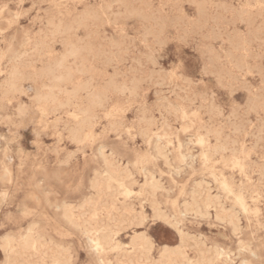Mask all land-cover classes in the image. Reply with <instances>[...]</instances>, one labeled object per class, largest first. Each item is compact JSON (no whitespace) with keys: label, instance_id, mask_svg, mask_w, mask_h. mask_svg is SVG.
Wrapping results in <instances>:
<instances>
[{"label":"rangeland","instance_id":"rangeland-1","mask_svg":"<svg viewBox=\"0 0 264 264\" xmlns=\"http://www.w3.org/2000/svg\"><path fill=\"white\" fill-rule=\"evenodd\" d=\"M119 1L0 0V47L2 49L8 45H12L17 51L27 49L28 57L32 56L36 49L45 53L51 51V59L63 58L73 45L91 50L90 53L83 52L86 59L84 64L80 60L69 59L68 66L78 73L76 72L73 83L66 87L67 93L59 96L64 102L61 108L55 109L52 105L45 104L43 106L46 112L44 115L41 114L42 106L40 107L36 94L42 84H51L45 79L37 80L28 77L23 82L22 92L13 94L9 100L3 99L0 93V147L8 148L7 158H3V154L0 153V174L5 165L11 171V181L2 182L0 180V264H51L49 258L41 255L32 256V252L25 250L21 245L32 222H36V230L45 236L46 246L50 249L48 254H53L59 248L65 249L69 258L67 264H104L103 259L106 264H116L125 250H131L132 242L142 236L147 237L153 243L154 249L151 255L157 262L160 260L163 247L168 246L175 249L180 245L178 229L188 235L186 252L191 258L195 256L191 246L198 241L204 242L205 248L218 249L223 253L214 264H264V90H262L264 89V72H262L264 71V50H262L264 49V26H262L264 25V0H121V3ZM123 1L126 3L124 4ZM250 1L253 2L251 6L248 5ZM131 8L134 11H131ZM223 8L228 11L226 12ZM103 9H106L107 13ZM241 9L247 10L243 12ZM119 13L121 15L124 13V15L119 18ZM220 16H222L221 19ZM125 17L127 20L129 18L134 21H126ZM92 18L94 20L97 18V21ZM212 18L217 20L214 22ZM88 19L92 20L87 21ZM120 19L125 20L128 25ZM248 21L249 26L246 25ZM208 22H210L209 25ZM229 23L232 24L229 26ZM206 24L208 26H205ZM225 24L228 25L224 26ZM253 24H256L254 28H252ZM158 26H161L162 31L158 29ZM250 26H252L251 30ZM256 27L257 29L262 28L254 32L257 30ZM224 29L227 30L224 31ZM201 30L204 34H200ZM196 31L198 33H195ZM121 34L124 35L123 38ZM229 34L231 37H228ZM245 34L248 35L245 37ZM260 34H263V37ZM203 36L206 40L202 39ZM123 39H125L124 42ZM28 40L30 44L23 46ZM261 42L263 45L260 44ZM200 43L202 47L198 45ZM111 45L116 49L112 50ZM245 48L248 50L251 48V51L244 52ZM213 49L215 52H212ZM235 49H239L240 52ZM226 50L231 51L229 53L225 52ZM154 52L156 54L152 57ZM151 58L153 61H150ZM207 60L210 62L208 63ZM212 60L217 62L214 63ZM226 62L229 63L225 65ZM241 62L246 70L241 66ZM2 63L4 65V62ZM46 63L45 58L44 62L38 63L37 70L43 69ZM238 63L241 65L239 66ZM239 67L242 71L240 69L238 71ZM257 67L261 71L256 69ZM79 70L83 71L79 72ZM153 70L155 74L158 72L157 74L161 75H155ZM232 73L235 75L232 76ZM5 77L6 75L0 76V83L5 80ZM48 90L47 87L42 88V91ZM72 95L76 98L72 100L71 106H68L65 103ZM98 99L102 101L100 105L97 103ZM247 100H251L250 104L246 103ZM247 108L251 109L247 111ZM88 109L94 117L91 127L95 137L94 140L82 144L77 143L71 135V131L77 127V121L72 117V113L74 110ZM181 110L188 112L189 118L183 120ZM111 112L118 114L116 113L115 117L108 116ZM232 124L236 125V128ZM163 129L171 131L168 136L171 144H167L166 148L167 163L164 158L157 155L146 137V132H160ZM206 129L221 133L223 142H226L229 147L224 153L226 159H231L242 148L249 154L247 159L243 154L238 155L247 163V175L245 176L238 168H233L231 163L218 162L214 170L217 174L223 172L237 185L243 184L250 192L256 191L253 195L260 194L257 204H254L250 198L247 199L249 212H244L236 206L239 221L236 231L231 224L214 217V209L210 210V216H205L206 218L196 216L193 212L181 214L184 199L188 198L185 192H189L196 183L202 180L209 184L213 195L219 194L223 198L226 197L210 171H202L203 164L198 156L200 146L196 143V134H205ZM210 138L214 143V138ZM165 141L167 140H162V145L166 143ZM179 142L182 144L180 148ZM100 147H104L103 151L107 156L115 158L122 168H126L132 174V179L135 181L132 188L134 194L126 201L128 205L134 207L137 214L144 215L142 223L130 222L124 216L117 214H114L112 221L106 222L108 230L113 231L118 248L108 250L101 256V259L87 235L80 229L69 225L52 206L54 203L63 201L77 204L90 193V181L97 172L104 168ZM180 153L187 156L185 161L181 160ZM55 173L58 177H55ZM149 174H153L159 184L154 199L157 207L170 216V221L178 229L156 218L149 189L145 194L141 193L140 187L145 185ZM39 179H46V181H42L41 188L38 190L34 184ZM118 199L121 202L124 201L122 195H119ZM256 209L258 214H255ZM6 239L14 243L11 251H5L3 248Z\"/></svg>","mask_w":264,"mask_h":264},{"label":"bare ground","instance_id":"bare-ground-1","mask_svg":"<svg viewBox=\"0 0 264 264\" xmlns=\"http://www.w3.org/2000/svg\"><path fill=\"white\" fill-rule=\"evenodd\" d=\"M121 1V0H120ZM119 1V2H120ZM125 1V0H124ZM123 1V2H124ZM128 1V0H127ZM131 1V0H130ZM135 1V0H134ZM134 1H133V4H134ZM138 1V0H136ZM140 1V0H139ZM145 1V0H144ZM143 1V2H144ZM193 1V0H192ZM206 1V0H205ZM257 1V0H256ZM261 1V0H260ZM62 2V0H61ZM118 2V1H116ZM115 2V3H116ZM142 2V1H141ZM140 2V3H141ZM187 2V1H186ZM189 2V1H188ZM248 2V1H247ZM251 2V1H250ZM249 2V3H250ZM44 3V2H43ZM42 3V4H43ZM105 3V2H103ZM121 3V2H120ZM126 2H124L125 4ZM148 4V2H145ZM177 3V2H176ZM198 3V2H197ZM205 3V2H203ZM207 3V2H206ZM211 3V2H210ZM248 3V5L251 6V4H253V2H251L250 4ZM46 4V3H44ZM114 4V3H112ZM193 4V2L191 3ZM195 4V3H194ZM200 4V3H199ZM202 4V3H201ZM123 5V4H122ZM132 5V4H130ZM142 5L144 6V4L142 3ZM152 5V4H151ZM150 5V6H151ZM166 5V4H165ZM168 5V3H167ZM186 5V4H185ZM190 5V3H189ZM211 5V4H210ZM37 6V5H36ZM111 6V5H110ZM127 6V5H126ZM148 6V5H146ZM177 6V5H176ZM192 6V5H191ZM195 6V5H194ZM193 6V7H194ZM198 6V5H197ZM207 7V5H205ZM219 6V5H218ZM107 7V6H106ZM104 7V8H106ZM109 7V6H108ZM112 7V6H111ZM109 7V8H111ZM132 7V6H131ZM152 7V6H151ZM164 7V6H163ZM205 7V8H206ZM121 8V7H119ZM126 8V7H125ZM128 8V6H127ZM126 8V9H127ZM147 8V7H146ZM150 9V7H148ZM166 8H169L168 6H166ZM174 8H175V5H174ZM178 8V7H176ZM203 8H204V5H203ZM210 8V7H208ZM230 8V7H229ZM227 8V9H229ZM234 8V7H233ZM232 8V10H233ZM241 8V7H240ZM102 9V8H101ZM108 9V8H107ZM155 9V8H154ZM218 9V8H217ZM216 9V11H217ZM221 9V8H219ZM225 9V8H223ZM244 9V8H243ZM93 10V9H92ZM99 10V9H98ZM104 10V9H103ZM106 10V9H105ZM104 10V11H105ZM111 10V9H110ZM120 10V9H119ZM133 9L131 8V11ZM137 10V9H136ZM147 10V9H146ZM172 10V9H171ZM170 10V11H171ZM198 10V9H197ZM226 10V9H225ZM236 10V9H235ZM242 10V9H241ZM247 9L245 10H242L243 12H245ZM258 10V9H257ZM39 11V10H38ZM109 11V9L107 10ZM107 11H105L107 13ZM127 11V10H126ZM129 11V13L131 12ZM134 11V10H133ZM139 11V10H138ZM142 11V10H141ZM150 11V10H149ZM157 11V10H156ZM160 11V10H159ZM164 11V10H163ZM203 11V10H202ZM201 11V12H202ZM222 11V10H221ZM228 10H226L227 12ZM241 11V12H242ZM249 11V10H248ZM248 11L246 13H248ZM264 11V10H263ZM86 12V11H85ZM94 12V11H93ZM140 12V11H139ZM145 11H143L144 13ZM151 12H152V9H151ZM149 12V13H151ZM179 12V11H178ZM200 12V10H199ZM225 12V11H224ZM257 12V11H256ZM255 12V14H256ZM16 13V12H15ZM92 13V12H91ZM97 13V12H96ZM112 13V12H111ZM132 13V12H131ZM130 13V14H131ZM136 13V11H135ZM133 12V14H135ZM142 13V14H143ZM165 13V12H163ZM173 13V12H172ZM181 13V12H180ZM203 13H205V11H203ZM207 13V12H206ZM251 13V12H249ZM59 14V13H58ZM88 14V13H86ZM115 14V13H114ZM113 14V16H114ZM118 14V13H117ZM116 14V15H117ZM120 14V17L124 15H121ZM138 15V12L136 13ZM135 14V16H136ZM141 15V13H139ZM148 14V13H147ZM152 14H155V13H152ZM158 14V12L156 13ZM162 14V13H161ZM182 14V13H181ZM201 14V13H199ZM211 14V13H209ZM238 14V13H237ZM240 14V12H239ZM244 14V13H243ZM242 14V15H243ZM95 15V14H94ZM104 15V14H103ZM111 15V14H110ZM115 15V16H116ZM126 15V13H125ZM132 15V14H131ZM130 15V16H131ZM151 15V14H150ZM205 15V14H203ZM221 15V14H220ZM247 15V14H246ZM263 15V13H262ZM89 16V15H88ZM106 16V15H105ZM127 16V15H126ZM133 16V15H132ZM131 16V17H132ZM134 16V17H135ZM144 16H146L144 14ZM152 16V15H151ZM159 16V15H158ZM162 16V15H161ZM186 16V15H185ZM183 16V17H185ZM209 16V15H208ZM241 16V15H239ZM252 16V14H251ZM257 16V14H256ZM17 17V15H16ZM92 17V16H91ZM96 17V16H95ZM94 17V18H95ZM111 17V16H110ZM118 17V16H116ZM129 17V16H128ZM130 17V18H131ZM133 17V18H134ZM155 18V16H153ZM163 17V16H162ZM179 17V16H177ZM176 17V18H177ZM190 17V16H188ZM206 17V15H205ZM213 17H215L213 15ZM222 16H220V19H221ZM238 17V16H237ZM253 17V16H252ZM251 17V18H252ZM86 18V17H85ZM98 18V17H97ZM97 18L95 19L97 21ZM105 18V17H104ZM145 20L144 17H141ZM151 18V17H150ZM164 18V17H163ZM200 18V17H198ZM203 18V16H202ZM216 18V17H215ZM239 19L241 17H238ZM247 18V17H246ZM249 18H250V15H249ZM259 18V16H258ZM262 18V16H261ZM77 19V18H76ZM79 19V17H78ZM87 19V18H86ZM93 19V18H92ZM90 19V20H92ZM100 19V18H99ZM103 19V18H101ZM100 19V20H101ZM107 19V18H105ZM109 19V18H108ZM111 19V18H110ZM116 19V18H115ZM124 19V18H123ZM148 19V18H147ZM153 19V18H151ZM158 19V18H156ZM162 18H160L161 20ZM183 19V18H182ZM181 19V20H182ZM188 19V18H187ZM205 19V18H204ZM203 19V20H204ZM219 19V21H220ZM224 19V18H223ZM222 19V20H223ZM236 19V18H234ZM238 19V21H239ZM254 19V18H253ZM82 20H83V17H82ZM81 20V21H82ZM85 20V19H84ZM89 19L87 21H90ZM94 20V19H93ZM94 20V21H95ZM118 20V18L116 19ZM116 20H113V21H116ZM125 20L126 21H129L130 19L128 18V20L126 19L125 17ZM124 20V21H125ZM133 20V19H132ZM137 20V18H136ZM135 20V21H136ZM138 20H141V19H138ZM173 20H175V18L173 17ZM179 20V18H178ZM184 20V19H183ZM212 20H214L212 18ZM217 19L214 20V22L216 21ZM242 20V19H241ZM247 20V19H246ZM251 20V19H249ZM80 21V20H79ZM86 21V20H85ZM104 21V20H103ZM109 21V20H108ZM106 21V22H108ZM120 21H123L122 19H120ZM119 21V23H120ZM123 21V22H124ZM125 21V22H126ZM131 21V20H130ZM134 21V20H133ZM131 21V22H133ZM142 21V20H141ZM151 20H149L150 22ZM161 21H164V20H161ZM185 21H187L185 19ZM191 22V20H189ZM193 21V20H192ZM195 21V20H194ZM198 21V20H197ZM236 21V20H235ZM254 21V20H253ZM256 21V20H255ZM13 22V20H12ZM11 22V23H12ZM16 22V21H14ZM76 22V21H75ZM100 22V21H99ZM106 22H103L106 24ZM118 22V21H117ZM124 22V23H125ZM143 22V21H142ZM148 22V20H147ZM152 22V21H151ZM159 22V21H158ZM184 22V21H183ZM182 22V23H183ZM202 22V20L200 21ZM199 22V23H200ZM206 22V20H205ZM204 22V24H205ZM218 22V21H217ZM227 22V21H226ZM225 22V23H226ZM232 22V21H231ZM110 23V22H109ZM115 24V22H113ZM122 23V22H121ZM130 23V22H129ZM137 23V21H136ZM146 23V22H145ZM154 23V22H153ZM157 23V22H156ZM155 23V25H156ZM165 23V22H164ZM170 23V22H169ZM176 23V21H175ZM194 23V22H193ZM210 22H208V25H209ZM220 23V22H218ZM233 23V22H232ZM232 23H229V26L230 24ZM243 23V22H242ZM247 23V22H246ZM257 23V21H256ZM47 24V23H46ZM74 24V23H72ZM91 24H93L91 22ZM118 24V23H117ZM134 24V23H133ZM142 24V23H141ZM163 25V22L161 23ZM177 24V23H176ZM184 24H186L184 22ZM191 24V23H189ZM235 24V23H233ZM252 24V23H251ZM264 24V23H263ZM13 25V24H12ZM77 25H78V22H77ZM85 25V24H84ZM94 25V24H93ZM116 25V24H115ZM114 25V26H115ZM126 25L127 22H126ZM131 25V24H130ZM144 25V24H143ZM160 25V24H159ZM174 24H170V26ZM188 26V24H186ZM201 25V24H200ZM207 24L205 26H208ZM221 25V24H220ZM228 24H225L224 26H227ZM242 25V24H241ZM246 25H250L249 24V21H248V24ZM254 25L256 24H253L252 26L249 27V29L252 27L254 28ZM261 25V24H259ZM10 26V25H9ZM8 26V28H9ZM55 26V25H54ZM106 26V25H105ZM117 26V25H116ZM115 26V27H116ZM125 26V25H124ZM168 26V27H170ZM176 26V25H175ZM185 26V25H184ZM184 26H180V27H184ZM190 26V25H189ZM192 26V25H191ZM195 26V25H194ZM197 26V25H196ZM203 25V27H205ZM233 26V25H232ZM264 26V25H262ZM11 27V26H10ZM83 27V26H82ZM97 27V26H96ZM103 27V25H102ZM157 27V26H156ZM161 27V26H160ZM158 26V29L162 31V28H160ZM178 27V26H177ZM201 26V28H203ZM212 27V26H211ZM236 27V25H235ZM234 27V28H235ZM246 27V26H245ZM87 28V27H86ZM85 28V29H86ZM152 28V26H151ZM151 28H150V31H151ZM155 28V27H154ZM167 32H168V29L167 27H165ZM173 28V27H172ZM188 28V27H187ZM192 28V27H191ZM190 28V29H191ZM199 28V27H198ZM259 28V27H258ZM262 27H260L259 29L261 30ZM88 29V28H87ZM103 29V28H102ZM146 28H144L145 30ZM176 29V28H175ZM215 29V28H214ZM222 30V28H220ZM257 29V27H256ZM255 30L254 32H258V30ZM63 30V29H62ZM123 30V29H122ZM121 30V31H122ZM183 30V29H181ZM204 30V29H203ZM209 30V29H208ZM212 30V29H211ZM217 30V29H215ZM219 30V29H218ZM220 30V31H221ZM227 30V29H224V31ZM237 30V29H236ZM251 30V29H250ZM248 30V31H250ZM67 32V29L65 30ZM124 31V30H123ZM126 31V30H125ZM147 31V30H145ZM149 31V32H150ZM154 31V30H153ZM161 31L159 33H161ZM165 31V30H164ZM163 31V32H164ZM180 31V30H179ZM178 31V32H179ZM188 31V30H187ZM205 31V30H204ZM214 31V30H213ZM219 31V32H220ZM223 31V30H222ZM247 31V32H248ZM155 32V31H154ZM166 32V31H165ZM177 32V33H178ZM207 32V31H206ZM212 32V31H211ZM243 32V31H242ZM246 32V31H245ZM246 32V33H247ZM64 33V32H63ZM107 33V32H106ZM157 33V32H155ZM192 33V32H190ZM195 33H198L197 31ZM202 33V30L200 32V34ZM214 33V32H213ZM66 34V33H65ZM151 34V32H150ZM165 34V33H164ZM168 34V33H167ZM188 34V32L186 33ZM204 34V33H202ZM227 34V33H225ZM232 34V33H231ZM236 34H240V33H237ZM256 35V33H254ZM99 35V34H98ZM155 35V34H154ZM154 35H153V38H154ZM157 35V34H156ZM160 35V34H159ZM215 35V34H214ZM217 35V34H216ZM224 35V34H223ZM230 35V34H229ZM248 34H245V37L247 36ZM254 35V36H255ZM263 35V34H262ZM260 34V36H262ZM90 36V35H89ZM111 36V35H110ZM121 34V38H123ZM144 36V34H143ZM152 36V35H151ZM163 36V34H162ZM179 36V35H178ZM193 36V34H192ZM206 36V35H205ZM250 36V35H249ZM259 36V37H260ZM77 37V36H76ZM112 37V36H111ZM148 37H150L148 35ZM148 37L146 39H148ZM158 37V36H157ZM164 37V36H163ZM181 37V36H180ZM195 37V36H194ZM209 37V36H208ZM212 37V36H210ZM219 37V36H218ZM223 37V36H221ZM228 37H231L228 36ZM227 37V38H228ZM242 37V35H241ZM252 37V36H250ZM258 37V39H259ZM263 37V36H262ZM261 37V38H262ZM115 38V37H114ZM131 38V37H130ZM134 38V37H133ZM166 38V37H165ZM183 38V37H182ZM186 38V36H185ZM200 38V37H199ZM217 38V37H216ZM248 38V37H247ZM256 39V37H254ZM87 39V38H86ZM104 39V38H103ZM109 39V38H108ZM126 39H128L126 37ZM132 39V38H131ZM202 39H205L206 38L203 36ZM209 39V38H208ZM213 39V38H212ZM220 41V38H218ZM229 39V38H228ZM235 39V38H234ZM238 39V38H237ZM253 39V40H255ZM125 39H123V42H124ZM157 40V39H155ZM161 40V39H160ZM167 40V39H166ZM184 40V39H183ZM187 40H189L187 38ZM192 40V39H191ZM196 40V39H195ZM211 40V38H210ZM209 40V41H210ZM231 40V38L229 39ZM241 40V39H240ZM250 40V38L248 39ZM247 40V42H248ZM257 40V39H256ZM110 41V40H109ZM165 41V40H164ZM177 41V40H176ZM180 41V39H179ZM200 42V40H198ZM223 41V40H222ZM234 41V40H233ZM239 41V40H238ZM242 41L243 40V37H242ZM241 41V43H242ZM258 41V40H257ZM79 42V41H78ZM81 42V41H80ZM159 42V41H158ZM163 42V41H161ZM166 42V41H165ZM186 43V41H184ZM202 42V41H201ZM214 42V40H213ZM227 42V41H226ZM230 42V41H229ZM240 42V41H239ZM246 42V43H247ZM112 43V41H111ZM109 43V45L111 44ZM146 43V42H145ZM164 43V42H163ZM183 43V42H182ZM189 43V42H188ZM205 43V42H204ZM203 43V44H204ZM212 43V41H211ZM225 43V42H224ZM232 43V41H231ZM235 43V42H234ZM244 43V44H246ZM251 43V42H250ZM256 43V42H255ZM30 44L29 40L23 45V46H28ZM138 44V43H137ZM136 44V45H137ZM157 44V43H156ZM193 44V43H192ZM195 44V43H194ZM220 44V42H219ZM262 44V42L260 43ZM114 45V44H113ZM111 45V48L112 46ZM116 45V44H115ZM167 45V43L165 44ZM163 44V46H165ZM199 46H201V43L198 44ZM235 45V44H234ZM237 45V44H236ZM235 45V46H236ZM240 45V44H239ZM238 45V46H239ZM249 45V44H248ZM255 45V44H254ZM252 45V46H254ZM263 45V44H262ZM86 46V45H85ZM120 46V45H119ZM118 46V47H119ZM122 46V44H121ZM189 46V45H188ZM191 46V45H190ZM210 46V45H209ZM223 46V45H222ZM233 47V45H231ZM230 46V47H231ZM242 46V45H240ZM245 46V45H244ZM243 46V47H244ZM251 46V47H252ZM258 46H260L258 44ZM257 46V47H258ZM62 47V45H61ZM117 47V49H118ZM162 47V46H161ZM202 47V46H201ZM221 47V46H220ZM229 47V46H228ZM250 47V46H249ZM262 47V46H260ZM158 48V47H157ZM165 48V47H164ZM193 48V47H192ZM198 48V47H197ZM211 48V47H210ZM210 48H209V51H210ZM213 48V47H212ZM211 48V49H212ZM215 48V47H214ZM238 48V47H237ZM254 48V47H253ZM264 48V47H263ZM115 50L116 48H112V50ZM120 49V48H119ZM126 49V48H125ZM203 49V48H202ZM240 49V48H239ZM239 49H235V51L237 50V52L239 51ZM251 49V48H250ZM249 49V50H250ZM258 49V48H257ZM111 50V51H112ZM127 50V49H126ZM136 47H135V51H136ZM158 50V49H157ZM156 50V51H157ZM221 50V48H220ZM223 50V49H222ZM248 50L245 48V50H243L244 52ZM248 50V51H249ZM264 50V49H262ZM84 51H87V53H90L91 50L90 49H86V47H79V46H71L70 49L68 50L67 54L61 58V59H51V51H47L46 53L41 51L40 49H36L35 50V53L28 57L27 55V49H24V50H21V51H17L12 45H8L5 49H2L0 47V76L1 75H6L5 77V80L0 83V93H2V96H3V99H6V100H9L10 97L15 94V93H20L22 92L23 90V82L28 79V77L31 79H37V80H49V82L51 83L50 85H47V84H42L39 89H38V93L36 94V97L38 95V102H39V105H40V111H41V114L44 115L45 112H46V109L44 108L43 105H52L53 108H61V106H64V102H62L60 100V95L61 94H66L67 93V89L66 87L70 84L73 83V80L75 78V74L76 72L78 73V71H74L73 68L69 67L68 66V61L70 58H73V60H80V62L82 64H84L86 62V59L84 58L83 56V52ZM130 51V50H129ZM155 51V50H154ZM155 51V52H156ZM197 51V50H196ZM229 52L231 50H226L225 52ZM251 51V50H250ZM128 52V51H127ZM138 52V51H137ZM140 52V51H139ZM152 52V51H151ZM153 53L152 54V57L156 54V53ZM165 52V51H164ZM199 52V51H197ZM200 52H202V50H200ZM204 52V51H203ZM205 52H208V51H205ZM212 52H215L214 49L212 50ZM240 52V51H239ZM100 53V52H99ZM120 53V52H119ZM118 53V54H119ZM150 53V51H149ZM162 53V52H161ZM230 53V52H229ZM256 53V52H255ZM117 54V55H118ZM121 54V53H120ZM138 54V53H137ZM198 54V53H197ZM204 54V53H203ZM210 54V53H209ZM212 54V53H211ZM210 54V55H211ZM232 54V52H231ZM252 54V53H251ZM264 54V53H263ZM263 54H261L263 56ZM89 55V54H88ZM115 55V54H114ZM151 55V53H150ZM206 55V54H205ZM204 55V56H205ZM208 55V54H207ZM209 55V56H210ZM217 55V53H216ZM255 55V54H254ZM253 55V56H254ZM258 55V54H257ZM260 55V56H261ZM119 56V55H118ZM162 56V55H161ZM234 56V55H233ZM235 56H238V55H235ZM244 56V55H243ZM252 56V55H251ZM146 57V55H145ZM149 57V55L147 56ZM214 57V56H213ZM212 57V58H213ZM218 57V56H217ZM216 57V58H217ZM220 57V56H219ZM228 57V56H227ZM226 57V58H227ZM242 56H240L241 58ZM245 57V56H244ZM29 58V59H28ZM45 58L47 59V63L45 64L44 68L41 69V70H37V65L38 63H42L45 61ZM94 58V57H93ZM122 58V57H121ZM211 58V59H212ZM214 58V59H216ZM229 58V57H228ZM233 58V57H232ZM237 58V57H235ZM246 58V57H245ZM251 57H249L250 59ZM254 59V57H252ZM264 58V57H263ZM156 59V58H155ZM203 59V57H202ZM221 59V57H220ZM231 59V58H229ZM243 59V58H242ZM248 59V58H247ZM259 59V58H258ZM134 60V59H132ZM148 60V59H147ZM167 60V59H166ZM217 60V59H216ZM223 60V59H222ZM236 60V59H235ZM233 60V61H235ZM252 60V59H250ZM255 60V59H254ZM262 60V58H261ZM111 61V59L109 60ZM150 61H153V58L150 59ZM158 61V60H156ZM161 61V60H160ZM221 61V60H220ZM237 61V60H236ZM243 61V60H241ZM247 61V60H246ZM257 61V60H256ZM4 62V65L3 63ZM134 62V61H133ZM141 62V61H140ZM139 62V63H140ZM148 62V61H147ZM155 62V61H154ZM207 62L209 63L210 60ZM212 62H214L212 60ZM211 62V63H212ZM217 62V61H215ZM214 62V63H215ZM232 62V61H231ZM239 62V61H238ZM244 62V61H243ZM138 63V64H139ZM153 63V62H151ZM220 63V62H219ZM217 63V64H219ZM229 63V62H228ZM227 62L225 63L228 64ZM242 63V62H241ZM261 63V61H260ZM128 64V63H127ZM157 64V63H156ZM224 64V63H223ZM231 64V63H230ZM235 64V63H234ZM249 63H247L248 65ZM259 65V63H257ZM141 65V64H140ZM147 65V64H146ZM163 65V64H162ZM174 65V64H173ZM211 65V64H210ZM239 65V63H238ZM241 65V64H240ZM239 65V66H240ZM251 65V64H250ZM263 65V64H262ZM131 66V65H130ZM139 66V65H138ZM203 66V65H202ZM222 66V65H221ZM230 66V65H229ZM243 68V63L241 65ZM246 66V65H245ZM249 66V65H248ZM141 67V66H139ZM157 67V66H156ZM214 67V66H213ZM219 67V66H218ZM247 67V66H246ZM254 67V66H253ZM253 67H250V68H253ZM261 67V66H260ZM143 68V67H142ZM155 68V67H154ZM215 68V67H214ZM221 69H224L225 67H220ZM235 68V67H234ZM259 67H257L256 69H258ZM263 68V67H262ZM112 69V68H111ZM209 69V68H208ZM208 69H206L208 71ZM216 69V68H215ZM220 69V70H221ZM236 69V68H235ZM240 67L238 68V71H239ZM242 69V68H241ZM240 69V70H241ZM245 69V68H244ZM219 70V71H220ZM246 70V69H245ZM252 70V69H251ZM259 71H261V69H258ZM83 70H79V72H82ZM161 71V70H160ZM202 71V70H201ZM204 71H205V68H204ZM242 71V70H241ZM257 71V70H256ZM155 71L153 70V73ZM163 72V71H162ZM203 72V71H202ZM228 72V70H227ZM230 72V71H229ZM248 72H249V69H248ZM264 72V71H262ZM158 73V72H157ZM156 73V74H157ZM242 73V72H240ZM245 73V72H244ZM155 74V73H154ZM155 74V75H156ZM160 74V73H159ZM157 74V75H159ZM234 73H232V76H233ZM161 75V74H160ZM235 75V74H234ZM244 75V74H243ZM263 75V74H262ZM261 75V76H262ZM152 76V74H151ZM150 76V78H151ZM180 76V75H179ZM222 76V75H221ZM227 76V75H226ZM231 76V75H229ZM239 76V75H238ZM181 77V76H180ZM206 77V75H205ZM218 77V76H217ZM216 77V78H217ZM223 77V76H222ZM228 77V76H227ZM226 77V78H227ZM240 77V76H239ZM260 77V76H259ZM264 77V76H263ZM182 78V77H181ZM221 78V77H219ZM233 78V77H232ZM236 80H237V77H235ZM242 79V77H240ZM163 79V78H162ZM166 79V78H165ZM187 79V78H186ZM218 79V78H217ZM224 79V78H223ZM229 79V78H228ZM234 79V78H233ZM232 79V80H233ZM239 79V78H238ZM240 79V80H241ZM152 80V78H151ZM156 80V79H155ZM160 80V79H159ZM191 80V79H190ZM230 80V79H229ZM147 81V79L145 80ZM144 81V82H145ZM187 81V80H186ZM219 81V80H218ZM225 81V80H224ZM231 81V80H230ZM242 81V80H241ZM239 81V82H241ZM263 81V80H262ZM157 82V81H156ZM165 82V81H164ZM203 82V81H202ZM238 82V81H237ZM247 82V81H246ZM250 82V81H249ZM131 85H132V82H130ZM151 83V82H150ZM221 83V82H220ZM218 83V84H220ZM245 83V82H244ZM192 85V83H190ZM199 84V83H197ZM228 84V83H226ZM262 84V83H261ZM264 84V83H263ZM262 84V85H263ZM195 85V84H194ZM222 85V84H221ZM233 85V84H232ZM240 85V83H239ZM245 85V84H243ZM251 85V84H250ZM223 86V85H222ZM247 86L249 87V85L247 84ZM48 88L49 90L48 91H42V88ZM89 87V86H88ZM170 87V86H169ZM231 87V86H230ZM243 87V86H241ZM245 87V86H244ZM247 87V88H248ZM178 88V87H177ZM233 88V87H232ZM231 88V89H232ZM238 88V87H237ZM236 88V90H237ZM254 88V87H253ZM123 89V88H122ZM126 89V88H125ZM226 88H224L225 90ZM244 89V88H243ZM116 90V89H115ZM230 90V89H229ZM233 90V89H232ZM231 90V91H232ZM246 90V89H245ZM248 90H251V89H248ZM264 90V89H262ZM69 91V90H68ZM124 91V90H123ZM185 91V90H184ZM227 91V89H226ZM260 91V90H259ZM170 92V91H169ZM249 92V91H248ZM262 92V91H260ZM259 92V93H260ZM130 93V92H129ZM167 93V92H166ZM174 93V92H173ZM251 93V91H250ZM257 93V92H255ZM254 93V94H255ZM264 93V92H263ZM92 94V93H91ZM124 94V93H122ZM23 95V94H22ZM177 95V94H176ZM214 95V94H213ZM211 95V96H213ZM234 95V94H233ZM256 95V94H255ZM123 96V95H122ZM215 96V95H214ZM232 96V95H231ZM254 96V95H253ZM262 95H260L261 97ZM196 97V96H195ZM257 97V96H256ZM76 96L72 95V96H69L68 97V101L65 103L66 105L68 106H71L72 104V100L75 99ZM204 99V97H201ZM255 98V97H254ZM253 98V99H254ZM262 98V97H261ZM97 99V98H96ZM249 99V98H248ZM36 100V99H35ZM214 100V99H213ZM212 100V101H213ZM260 100V99H259ZM264 100V99H263ZM262 100V101H263ZM248 104H250L249 100H247ZM101 99H98L97 103L100 105L101 104ZM197 103V102H196ZM264 103V102H263ZM97 104V105H98ZM252 104V102H251ZM260 104V103H258ZM98 105V106H99ZM246 105V104H245ZM263 105V104H262ZM249 106V105H248ZM247 106V107H248ZM255 106V105H253ZM24 108V105L22 106ZM252 107V106H251ZM261 107V105H260ZM216 108V107H215ZM242 107H240L241 109ZM244 108V107H243ZM257 108V107H256ZM18 109V108H17ZM21 109V108H20ZM239 109V110H240ZM248 109H251V108H247V111ZM223 110V109H222ZM20 111V110H19ZM22 111V110H21ZM37 112V111H36ZM234 112V110H233ZM19 113V112H17ZM117 112H111L108 114V116H111V117H115L117 114ZM180 114H181V118L183 120L189 118V113L186 112L185 110H181L180 111ZM212 114V113H211ZM222 115V114H221ZM220 115V116H221ZM106 116V115H105ZM160 116V115H159ZM42 117V116H41ZM72 117L75 119V121H77V127L74 128L72 131H71V135H72V138L74 141H76L77 143H84V142H87V141H90L92 140L94 137H95V133L94 131L92 130V127H91V121L92 119L94 118L92 116V113L91 111L88 110H83V111H80V110H74V112L72 113ZM157 119V118H156ZM235 119V118H234ZM3 120V119H2ZM229 120V119H228ZM261 120V119H260ZM95 121V119L93 120ZM46 122V121H45ZM247 123V122H246ZM263 123V122H262ZM250 124V123H248ZM232 126H234L232 124ZM236 126V125H235ZM234 126V128H236ZM114 127V126H113ZM123 127V126H121ZM116 128V127H115ZM233 128V127H232ZM242 128V127H241ZM239 129V127H238ZM237 129V131H238ZM235 133H238L236 132V130H234ZM233 131V132H234ZM240 131V129H239ZM243 131V130H242ZM171 131L169 129H163L161 130L160 132H153V131H150L149 133L146 132V137L149 141V143L151 145H153L154 149L156 150V153L157 155H159L160 157L164 158L166 163L168 162V155H167V152H166V148H167V144H171V140L168 139V136L171 134L170 133ZM123 133V132H122ZM128 133V132H127ZM117 134V133H115ZM210 137H213L214 138V143L210 140L211 138ZM254 137V136H253ZM259 138V137H258ZM163 139H166L167 141H165L166 143L164 145H162V140ZM261 139V138H259ZM71 140V139H70ZM94 140V139H93ZM97 140V139H96ZM258 140V139H257ZM196 143L200 146V152H199V158L200 160L202 161V164H203V169L202 171H205V170H209L210 171V174L213 176L214 180L216 183H218L219 185V188L224 192V194L226 195L225 198L221 197V195L217 194V195H213L212 192H211V188L209 186L208 183H206L204 180L196 183L194 185V187L189 191V192H185L186 193V196L188 198L184 199V203H183V209L181 211V214H187V213H190V212H193L196 216H201V217H204L206 218L205 216H210V210L211 209H214L215 211V216L218 220L220 221H223V222H226V223H229L232 225L233 229L236 231L239 227L238 225V216H237V213H236V206H239L244 212H249V207H248V203H247V199L250 198L252 200V202L254 204H257L259 198H260V194L259 193H256V195H253L256 191H249L248 188L246 186H244L243 184L241 185H237L235 184L234 180L233 179H228L223 172L217 174L214 170L216 169V163L218 162H223L225 164L227 163H231V165L233 166V168H238L241 173L245 175H247L246 173V170H247V163L245 161H243V159L238 156L239 154H243L245 159L248 158L249 154L247 151H245L244 148L241 149L240 152H238L237 154H234L233 157L231 159H226L225 156H224V153L229 149L228 147V144L226 142H223L222 140V136H221V133L219 131H216V130H210V129H206V133L205 134H201V133H197L196 134ZM72 142V141H71ZM94 142V141H93ZM256 143V142H255ZM93 144V143H92ZM182 146V144L179 142V148ZM67 149V148H66ZM104 147H100V155H101V158H102V161H103V164H104V168L102 171L100 172H97L94 176V178L90 181V185H89V189H90V193L83 197L81 199V201L77 204H74L72 202H67V201H63V202H57V203H54L52 206L54 207V209L56 211H58V215L63 219L65 220L69 225L77 228V229H80L84 234L87 235L89 241L91 242L92 244V247L95 249V251L98 253V255L100 256V259H101V256H103V254H105L108 250L110 249H114V248H118V243L116 242V240L114 239V235H113V231H109L108 230V227H107V224L106 222L107 221H112L114 218L113 216H115L114 214H117V215H120V216H124L125 218H127V220H129L130 222H139V223H142V221L144 220V215L143 214H137L136 213V210L134 209V207L128 205L127 203V199L130 198V196L133 193V185L135 184V181L132 179V174L126 169V168H122V166L119 164L118 161H116L115 158H113L112 156H107L104 151H103ZM7 151H8V148L5 146V147H0V153L3 154V158H7L8 155H7ZM180 158L182 161H185L187 156L183 153H180ZM55 177H58V174L55 173L54 174ZM0 180L2 182H9L11 181V171L9 169V167L7 165L4 166V169H3V172L0 174ZM42 181H46V179H39L38 181L35 182V187L36 189H40L41 188V183ZM149 189L150 192H149V196L151 197V203H152V206L154 208V211H155V215H156V218L162 220V221H165L173 226L176 227L175 224H173L171 221H170V216L167 215L165 212H163L160 208L157 207L156 205V202H155V193L156 191L159 189V184L158 182L155 180V177L153 174H149L146 178V182H145V185L144 186H141L140 187V191L142 194H145V192H147L146 190ZM148 194V193H147ZM119 195H122L124 197V201L121 202L119 199H118V196ZM147 198V196H146ZM148 200H150L149 198H147ZM1 202V200H0ZM48 202V201H46ZM121 202V203H120ZM229 203V205H228ZM1 204V203H0ZM1 206V205H0ZM41 206V205H40ZM229 206V208H228ZM250 212H251V209H250ZM24 214V213H23ZM255 214H258V210L256 209L255 210ZM177 228V227H176ZM178 229V228H177ZM179 231V234H180V245H178L175 249H172L171 247H168V246H165L163 247L162 249V252H161V255H160V260L159 261H154L151 253L154 249V245L153 243L145 236H142V237H139L138 239H135L132 244H131V250H125L124 251V254H122L120 256V258L118 259L117 263L116 264H214L216 262V260L219 259V257L223 254L221 251H219L218 249H208V248H205L204 246V242L201 243V242H198V241H195L193 243V245L191 246L195 252V256L193 258H191L187 252H186V247H187V242H188V235L186 234V232H184L183 230H180L178 229ZM220 235V234H219ZM191 241V240H190ZM46 238L44 235L40 234L39 231L36 230V222H32L30 224V226L28 227V230L25 234V236L23 237V241H22V247L27 250V251H31L32 252V256H35V255H41L43 257H47L51 260V264H59V263H65L67 264V262L69 261V258L67 257L66 255V250L63 249V248H59L57 250L54 251L53 254H48V252L50 251V249L46 246ZM122 247V246H121ZM3 248L5 251H11L13 248H14V243L8 239L5 240L4 242V245H3ZM210 248V247H209ZM1 249V248H0ZM255 255V253H253ZM105 263V260L103 259L102 260ZM110 263V262H109ZM248 263V262H247ZM228 264V263H227ZM244 264V263H243Z\"/></svg>","mask_w":264,"mask_h":264}]
</instances>
